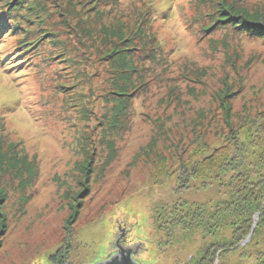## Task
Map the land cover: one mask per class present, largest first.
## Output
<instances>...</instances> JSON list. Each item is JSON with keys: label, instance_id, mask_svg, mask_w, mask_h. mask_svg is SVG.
Instances as JSON below:
<instances>
[{"label": "rangeland", "instance_id": "1", "mask_svg": "<svg viewBox=\"0 0 264 264\" xmlns=\"http://www.w3.org/2000/svg\"><path fill=\"white\" fill-rule=\"evenodd\" d=\"M40 1L76 64L15 57L16 37L0 38V264H52L59 251L63 264H97L122 232L142 245L137 264H191L212 238L164 223L176 224L185 204L228 200V178L194 180L201 166L192 163L227 154L231 136L252 162L262 151L264 41L219 29L214 0L199 9L195 0ZM237 6L264 16V0ZM194 9L213 24L206 32ZM139 29L149 36L145 68L112 123L117 63L126 47L140 56ZM12 164L32 171L16 177ZM263 250L264 229L218 264H256Z\"/></svg>", "mask_w": 264, "mask_h": 264}, {"label": "trees", "instance_id": "2", "mask_svg": "<svg viewBox=\"0 0 264 264\" xmlns=\"http://www.w3.org/2000/svg\"><path fill=\"white\" fill-rule=\"evenodd\" d=\"M195 1L199 9L203 0ZM214 1H219V3L218 8L211 14L213 18L211 22L222 26L219 29L231 28L233 31L254 35L264 41V16L252 17L241 11L237 4L243 0H221V3L220 0ZM108 5L112 6L111 3ZM53 15L54 13H49L40 0H0V38L4 33L9 37H16L14 47L19 53L15 54V57L22 55L24 60L36 57L43 65L57 58L58 63L68 62V67H71L72 64H76L73 61L74 56L70 55L72 48L67 38L60 35L58 22L54 20ZM206 16L208 17V14ZM194 17H196L194 24L200 32H206L213 25L211 22L208 24L207 20L208 25L203 26L202 18L205 17L200 16L195 9ZM137 33L141 35L139 39L141 45L136 47V52L138 51L140 56L137 57L136 53L129 56L132 48L126 47L123 48L124 52L120 54L117 63L121 71L114 83L115 91H117V94H114L116 99H111L113 101L112 123H118L120 116L123 113L126 114L129 97L127 89L136 81L134 75H140L139 65L145 68L141 60L148 57L143 54V51L148 47L149 36L141 29ZM124 42L131 44L132 40L126 37ZM139 43L137 41V44ZM149 49L154 50V48ZM124 57L127 60L123 59ZM236 138V136L229 137L232 149L228 150L227 154L225 152H221V156L211 154L191 164V166H201V174L196 173L192 176L191 166L186 167L189 170L185 172L188 174L186 175L188 180L191 176L192 179L199 180L203 177L209 178L212 174L220 180L228 178V200L204 205L188 206L185 204L181 208L182 211L176 224L174 220L164 223L165 227H169L171 231L180 228L183 231L200 232L203 237L212 238L204 249L190 257L191 264H215V262L218 264L223 254L236 249L243 251L245 246L251 244L253 238L255 239L264 229V142L259 143L262 151L256 154L252 162L253 152L245 145L238 144ZM3 164L6 165L7 162L0 160V171L3 169ZM7 167L9 172L16 177H20L24 171H32L31 167L24 165L18 167V164L7 165ZM86 170L89 171V169ZM5 193L0 181L1 200L6 198ZM227 230L232 231L229 237L226 236ZM247 238L248 241H246ZM258 254L263 256L262 259H257L256 264H264V250ZM61 258L62 253L59 251L56 254L57 262L50 260L52 264H63Z\"/></svg>", "mask_w": 264, "mask_h": 264}, {"label": "water", "instance_id": "3", "mask_svg": "<svg viewBox=\"0 0 264 264\" xmlns=\"http://www.w3.org/2000/svg\"><path fill=\"white\" fill-rule=\"evenodd\" d=\"M110 244L112 249L115 250V254L102 262H97V264H137L134 258L137 257L142 245L127 239V235L124 232L119 237L115 236ZM38 264L45 263L40 260Z\"/></svg>", "mask_w": 264, "mask_h": 264}]
</instances>
